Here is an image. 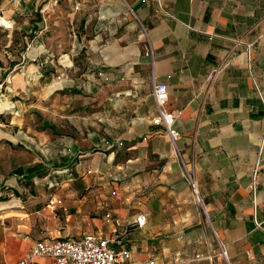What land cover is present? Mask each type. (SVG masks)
Masks as SVG:
<instances>
[{
	"label": "crops",
	"instance_id": "0c3cea01",
	"mask_svg": "<svg viewBox=\"0 0 264 264\" xmlns=\"http://www.w3.org/2000/svg\"><path fill=\"white\" fill-rule=\"evenodd\" d=\"M121 1L148 52L105 46L87 69L74 136H45L61 157L27 175L45 167L55 188L25 206L0 202V264L39 240L85 234L128 250L129 264H264V0ZM157 83L180 134L174 145L151 122ZM51 197L63 208L48 206Z\"/></svg>",
	"mask_w": 264,
	"mask_h": 264
},
{
	"label": "rangeland",
	"instance_id": "374dc122",
	"mask_svg": "<svg viewBox=\"0 0 264 264\" xmlns=\"http://www.w3.org/2000/svg\"><path fill=\"white\" fill-rule=\"evenodd\" d=\"M105 46L148 52L141 25L121 0H1L0 100L9 107L0 106V202L25 206L48 189L50 170L27 175L37 163L61 157L62 149L47 145L45 136H74L82 83L87 69L103 60ZM112 57L118 61L116 52Z\"/></svg>",
	"mask_w": 264,
	"mask_h": 264
},
{
	"label": "built area",
	"instance_id": "2783aa9c",
	"mask_svg": "<svg viewBox=\"0 0 264 264\" xmlns=\"http://www.w3.org/2000/svg\"><path fill=\"white\" fill-rule=\"evenodd\" d=\"M57 0H54L56 3ZM78 5L74 7L78 9ZM152 95L157 106V117L152 119V124L162 125L165 129L169 143L174 145L180 138L179 132L174 128V115L164 109L167 101V87L163 83L154 84ZM122 144L119 143V146ZM44 179L48 189L55 188L48 177ZM189 187L198 205H202L197 186L189 174H185ZM35 184V183H34ZM48 206L62 209V201L51 197ZM107 223L112 222L110 213L104 215ZM133 224L142 228L146 224V217L138 215ZM222 257L227 260L226 252L221 250ZM37 259H46L47 264H129L131 255L128 250H116L111 246V241L96 234H85L79 238H65L55 240H39L35 242L25 255L14 264H33ZM136 264H157L153 259H145Z\"/></svg>",
	"mask_w": 264,
	"mask_h": 264
},
{
	"label": "bare ground",
	"instance_id": "6f19581e",
	"mask_svg": "<svg viewBox=\"0 0 264 264\" xmlns=\"http://www.w3.org/2000/svg\"><path fill=\"white\" fill-rule=\"evenodd\" d=\"M0 106H3L5 108L9 107L6 102H2L1 100H0Z\"/></svg>",
	"mask_w": 264,
	"mask_h": 264
},
{
	"label": "trees",
	"instance_id": "16d2710c",
	"mask_svg": "<svg viewBox=\"0 0 264 264\" xmlns=\"http://www.w3.org/2000/svg\"><path fill=\"white\" fill-rule=\"evenodd\" d=\"M0 8H1V0H0ZM12 64H13V66L16 65V64H14V63H12Z\"/></svg>",
	"mask_w": 264,
	"mask_h": 264
}]
</instances>
